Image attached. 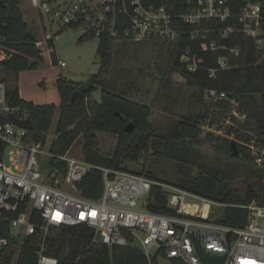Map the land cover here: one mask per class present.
<instances>
[{"label": "built area", "instance_id": "built-area-1", "mask_svg": "<svg viewBox=\"0 0 264 264\" xmlns=\"http://www.w3.org/2000/svg\"><path fill=\"white\" fill-rule=\"evenodd\" d=\"M89 1L78 0L65 7L58 18L61 30L80 26L98 38L104 34L114 36L117 17L124 16L128 26L123 36L128 42H196L198 48L182 51L180 64L189 75L206 72L211 79L239 66L243 47L233 43V38L242 34L254 42L253 64H264L263 0ZM31 2L39 8L48 7L52 1ZM216 56V65L205 67ZM58 64L66 67L62 60ZM205 94L213 102L229 104L226 125L243 133L235 122L244 123L248 118L241 103L225 92L212 90ZM10 115L31 120L26 110L8 104L6 86L0 82V116L7 119L0 123V141L6 145L0 160V257L10 252L16 256L23 246L14 242L13 234L23 244L25 238L34 236L39 247L37 264H60L57 258L45 254L50 228L86 225L94 233L92 246H133L150 264L158 263L159 256L182 264H203L194 238L208 255L226 256L224 264H264V205L255 201L227 205L142 174L91 164L69 153L55 156L45 151L42 142L28 141L29 130L12 123ZM230 138L235 139V135ZM245 145L257 166L264 168V147L256 140ZM6 155L9 163L5 162ZM40 158H47V162L42 164ZM53 159L67 166L65 176L58 167L50 169ZM93 170L102 175L103 192L98 199L86 198L78 190ZM61 182L70 184L76 193L63 190ZM154 186L163 191L173 213L148 209ZM228 206L247 211L244 227L220 224L212 218L215 208ZM21 209L24 211L20 213ZM35 213L37 222L33 221ZM6 221L10 237L5 235Z\"/></svg>", "mask_w": 264, "mask_h": 264}, {"label": "trees", "instance_id": "trees-1", "mask_svg": "<svg viewBox=\"0 0 264 264\" xmlns=\"http://www.w3.org/2000/svg\"><path fill=\"white\" fill-rule=\"evenodd\" d=\"M127 26L128 23L125 17L118 16L115 35L104 34L99 38L97 53L101 62L100 69L99 73L93 76L95 86L84 98H78L71 103V96L79 90L82 83L59 76L56 80V87L60 96L59 105H37L22 99L18 81L22 72L35 71L42 66L44 62L42 51L37 45V38L30 33L18 1L0 0V67L5 73L16 79V85L6 86L8 104L26 110L34 124V129L29 131L27 140L42 142L47 145V136L56 115L59 114L55 130L56 138L49 147L50 153L55 156L68 154L81 137L84 142L82 153L85 161L98 166L124 171H127L124 166L125 162L128 160L138 161L141 155L149 150L152 141L156 138L165 141V153L174 152L175 148L180 149L182 147L184 153L194 155L197 153L196 149L200 143V124L206 118V115L197 113L193 103L196 100H204L207 91L225 92L241 103V109L247 114L248 118L244 123L235 121L243 133L227 127V135L234 134L235 139L214 138L212 134H208V137L215 139L214 152L226 157L230 162L236 161V163L240 162L242 165L250 167L259 177V182L264 180V168L257 166L250 150L245 145L256 140L264 147V122L255 123L251 112V109H256L259 104L264 103V64L259 66L253 64L255 60L253 40L242 34L234 36L233 43H240L243 47L239 66L236 69L220 73L216 79L209 78L206 72L189 75L182 68L180 64L182 51L187 47L198 48L196 42L182 39L168 43L170 44L169 51L172 55L176 54L177 58L172 62L169 72L161 78L160 91L167 94L166 91L171 87V74H181L186 78L187 87L191 89V110L195 112L193 111L191 116L185 120L175 122L174 128L169 133H159V130L151 121L152 110L150 107L129 99L125 92L117 93L110 89L108 77L114 63L116 45L119 42H128L123 36ZM79 27L74 26L71 29ZM64 31L61 30V32ZM56 37L57 35L47 40L54 65L59 63L55 55ZM94 37L95 35L91 32H85L79 42L82 43ZM3 56L5 58L2 60ZM217 56L210 59L205 67H214ZM98 88L102 89L100 101L92 97ZM258 96L261 98H257ZM208 104V107H211L212 104L213 107L210 116L206 119L211 118L213 123H220L226 119L230 109L226 101L213 102L209 100ZM117 113L121 116L119 117ZM6 120L5 117L0 116V123ZM129 123L133 124L131 133L126 131V126ZM96 132H106L117 136V144L112 156L107 157L99 153V140ZM232 142H235L238 147L239 155L236 158L231 156L233 152ZM5 150L6 145L0 141V160ZM57 167L60 168L61 175L65 176L67 166L59 163L56 159L51 160L50 169ZM136 174H142L158 181L151 171L143 170L141 173ZM174 185L227 205H248L254 201L264 205V186L261 191H256L254 186L248 185L242 192L234 191L228 187L225 190L213 192L211 185ZM78 190L86 198H100L103 192L101 172L91 171L78 186ZM148 209L156 213H173V210L167 204L165 194L158 186L152 188ZM23 211L21 209L20 213ZM247 219L248 213L245 209L228 206L217 213L215 221L220 224L242 228L247 224ZM33 221H39L36 213ZM8 222L6 221L7 232L5 235L10 237ZM93 235V230L86 225L52 227L45 242V254L57 258L60 264H150L143 252L133 246L113 248L92 246ZM130 239L132 240L131 236ZM38 250L39 247L34 236L25 238L23 246L19 248L16 264H37L36 254ZM14 257L13 252H10L9 256L4 254L0 257V264H12ZM173 262L182 264L179 261ZM155 264L158 263L155 262Z\"/></svg>", "mask_w": 264, "mask_h": 264}, {"label": "rangeland", "instance_id": "rangeland-1", "mask_svg": "<svg viewBox=\"0 0 264 264\" xmlns=\"http://www.w3.org/2000/svg\"><path fill=\"white\" fill-rule=\"evenodd\" d=\"M16 1L29 26L30 33L37 38L38 43H41L38 47L44 57L40 69L22 72L23 97L26 101L37 105H59L60 96L56 87L59 76L85 83L99 73L101 63L97 53L99 38L95 36L80 43L79 39L86 32L83 27L61 32L58 23L59 15L66 6L78 0H51L48 7L39 8L34 7L31 0ZM55 35H57L55 55L58 60L65 62V68H61L59 64H53L51 49L47 45V40ZM169 46L170 44L161 42L117 43L114 63L108 77L111 90L117 93L125 92L129 99L151 108V121L159 133H169L174 128L175 122L185 120L194 111L191 110V89L187 87V81L177 73L171 74V87L166 91L167 94L160 91L161 78L169 72L172 62L177 58L176 54H171ZM0 82H3L5 86L16 85L15 77L5 73L1 67ZM101 91L102 89L98 88L92 97L100 101ZM208 102L209 99L205 96L204 100H196L193 103L195 111L206 115V118L210 116L213 107V104L208 107ZM259 108L264 109V103L259 104L257 110L251 109L253 121L257 124L264 122V110L260 111ZM58 117L59 114L56 115L47 136L46 152H49V147L56 138ZM206 118L200 124L201 137L196 149L197 153L194 155L184 153L182 147L175 148L174 152L165 153V141L156 138L152 141L149 150L145 151L138 161L125 162L127 171L135 173H141L143 170L151 171L158 181L167 184L211 185L213 192L225 190L227 187L242 192L248 185L254 186L256 191H261L264 180L259 182V177L250 167L240 162H230L226 157L214 152L215 139L208 137V134H212L214 138L231 139L227 135L226 119L220 123H213L211 118ZM96 134L99 140V153L107 157L112 156L116 148L117 136L106 132H96ZM83 144L81 137L69 151V156L84 160ZM40 160L42 164L47 162V158H40ZM5 162L9 163L7 155ZM60 187L67 192L76 193L66 182H61ZM221 209L213 210V219ZM137 247H140L139 244ZM18 253L15 254L12 264H16ZM158 263L176 264L162 256H159Z\"/></svg>", "mask_w": 264, "mask_h": 264}, {"label": "water", "instance_id": "water-1", "mask_svg": "<svg viewBox=\"0 0 264 264\" xmlns=\"http://www.w3.org/2000/svg\"><path fill=\"white\" fill-rule=\"evenodd\" d=\"M95 86V78L92 76L87 82L82 83L79 90L73 93L71 96V103L75 102L78 98H84L87 93L91 91V89ZM117 115L120 117L121 115L117 113ZM122 118V117H121ZM9 120L14 123L16 126L22 129H26L29 131H32L34 129V124L32 120H19L16 116L10 115ZM126 131L131 133L133 131V124L129 123L126 126ZM232 147V157L236 158L239 155L238 147L235 142L231 143ZM12 238L14 242L18 245H23V242L17 238L15 234L12 235ZM195 242L198 245V251L201 256V259L203 261V264H224L226 260V256H211L204 252V250L201 248L199 241L194 238Z\"/></svg>", "mask_w": 264, "mask_h": 264}, {"label": "crops", "instance_id": "crops-1", "mask_svg": "<svg viewBox=\"0 0 264 264\" xmlns=\"http://www.w3.org/2000/svg\"><path fill=\"white\" fill-rule=\"evenodd\" d=\"M4 59V57L2 58V60ZM40 69V68H39ZM26 72H28V71H26ZM24 73V72H23ZM23 73H21L20 75H19V81H18V86H19V88H20V95H21V97H22V99H24V97H23V93H22V87H21V76H22V74ZM25 100V99H24ZM29 102H31V101H29ZM34 103V102H33ZM159 264V263H158Z\"/></svg>", "mask_w": 264, "mask_h": 264}, {"label": "bare ground", "instance_id": "bare-ground-1", "mask_svg": "<svg viewBox=\"0 0 264 264\" xmlns=\"http://www.w3.org/2000/svg\"><path fill=\"white\" fill-rule=\"evenodd\" d=\"M232 97V96H231Z\"/></svg>", "mask_w": 264, "mask_h": 264}]
</instances>
